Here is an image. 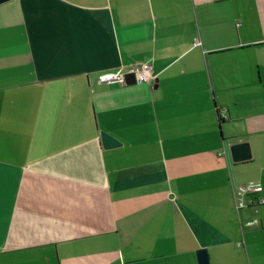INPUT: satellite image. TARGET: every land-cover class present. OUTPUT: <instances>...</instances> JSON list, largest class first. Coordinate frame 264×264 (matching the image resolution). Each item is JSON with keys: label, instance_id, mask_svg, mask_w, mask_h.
Returning a JSON list of instances; mask_svg holds the SVG:
<instances>
[{"label": "crops", "instance_id": "1", "mask_svg": "<svg viewBox=\"0 0 264 264\" xmlns=\"http://www.w3.org/2000/svg\"><path fill=\"white\" fill-rule=\"evenodd\" d=\"M141 63L150 82H96ZM241 142L251 157L233 162ZM247 183L262 203L237 210ZM200 250L264 264V0L0 4V264Z\"/></svg>", "mask_w": 264, "mask_h": 264}, {"label": "built area", "instance_id": "2", "mask_svg": "<svg viewBox=\"0 0 264 264\" xmlns=\"http://www.w3.org/2000/svg\"><path fill=\"white\" fill-rule=\"evenodd\" d=\"M130 75L135 83H147L153 78L152 68L148 63L135 64L126 72H103L100 73L96 82L101 85H123L126 83L127 76ZM224 117V114H221ZM262 188L259 183H247L234 187V199L236 209L254 206L262 203L257 196L254 200L252 196L258 195Z\"/></svg>", "mask_w": 264, "mask_h": 264}, {"label": "water", "instance_id": "3", "mask_svg": "<svg viewBox=\"0 0 264 264\" xmlns=\"http://www.w3.org/2000/svg\"><path fill=\"white\" fill-rule=\"evenodd\" d=\"M9 0H0V4L5 3ZM100 139L102 146L105 149L119 146L120 143L111 135L106 132H100ZM230 153L233 162H240L250 159L251 153L249 144L247 142H241L230 146ZM199 264H209L205 250H200L198 253Z\"/></svg>", "mask_w": 264, "mask_h": 264}]
</instances>
